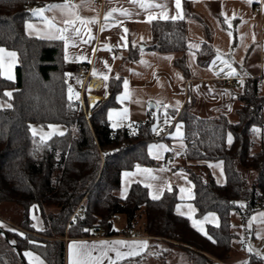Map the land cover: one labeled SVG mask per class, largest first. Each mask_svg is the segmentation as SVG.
I'll return each instance as SVG.
<instances>
[{"label": "trees", "instance_id": "obj_1", "mask_svg": "<svg viewBox=\"0 0 264 264\" xmlns=\"http://www.w3.org/2000/svg\"><path fill=\"white\" fill-rule=\"evenodd\" d=\"M56 1L0 0V46L16 53L14 78L7 79L0 72V95L10 91L13 105L0 108V211L3 205H11L17 210H11L12 214L18 213L8 219L0 212V222L15 228H2L8 240L0 235V264H32L26 252L38 256L43 264H64V237L117 236L151 238L148 256L164 258L177 248L187 264H222L231 257L239 237L232 214L246 223L253 211L264 209L261 77L243 80L236 94L240 104L235 122L225 114L197 115L192 103L177 114L183 139L190 144L182 156L167 151L164 160H172L171 169L184 171L193 183L191 202L196 217L210 212L217 215L218 224H208L206 236L175 211V187L156 200L139 182L131 183L124 196L119 194L124 171L137 164L160 165L147 152L154 140L153 118L132 122L131 127L110 125L107 111L117 104L121 77L119 81L115 76L109 78L108 96L90 109L85 95L82 101L69 99L73 74L66 70L62 41L32 37L24 30L25 22L32 18L31 5ZM189 19L205 26L184 0L183 19L153 20L151 42L144 47L162 54L182 53L173 63L184 77L189 76L184 57ZM140 52L139 46L130 45L125 60H137ZM214 53L210 43L201 44L196 50L197 62L208 65ZM76 90L79 93V86ZM31 123H61L67 130L40 141L31 134ZM196 161H221L225 182L217 183L206 164H193ZM142 258L129 257L115 264H139ZM261 262L250 254L243 264Z\"/></svg>", "mask_w": 264, "mask_h": 264}, {"label": "crops", "instance_id": "obj_2", "mask_svg": "<svg viewBox=\"0 0 264 264\" xmlns=\"http://www.w3.org/2000/svg\"><path fill=\"white\" fill-rule=\"evenodd\" d=\"M190 4L191 10L196 13L202 20L200 22L189 19L186 23V34L189 40V45H199L203 43H210L214 55L208 65L202 66L197 62L196 50L198 48L188 46V49L184 53L186 64L189 68V76L184 77L182 72L173 63V60L182 55V53H167L162 54L154 51L144 50V47L151 42V22L147 20L148 15L160 14L175 16L178 14L175 7V0H152L153 5H161V7H152L148 9L141 8L139 4H133L131 0H85V4L81 5V0H70L73 5H81L77 11L84 17H95L96 23L90 25L92 28V40L91 43L84 44L80 40L74 41V45L69 46L68 60H65V47L64 42V61L67 72L73 74L74 66L78 63L84 64L87 67L88 73L91 77L101 80V86L97 89H88V108L94 106L91 99H95L97 102L108 96V87L106 89L107 95H105V88L103 87L105 81L99 73H105L109 76L121 77V90L116 95V106L111 107L107 111V119L112 126L113 123L120 124L119 127L130 125L132 122H139L151 116L153 119L151 125V133L154 140L147 146V152L150 157L159 161L165 158L167 151H173L183 153L185 148V140L183 139V128H181L182 136L177 137L172 134L177 121V114L181 108L188 103H192V109L197 115L200 116H214L218 114H225L230 121L235 122L237 120L236 109L239 107L240 102L236 98V94L240 92L242 88L241 80L253 77H261V88L264 90V0H252L248 3V0H186ZM64 0L56 2H48L44 4L31 5V9L45 8L46 5L61 4ZM96 2V3H94ZM183 2L182 11L179 14L183 15ZM125 8L131 13L129 16H123L119 12L113 13L112 17L107 21L112 27H104L103 31H100L101 27L105 25V13L111 8ZM259 8V14H254L253 10ZM223 13V14H222ZM32 16L27 20L28 24L33 27L26 29V22L24 30L27 35L42 39H50L47 31V26L40 16ZM44 16L52 18L55 17V22L58 26L63 27V19L67 18L63 16L59 10H46ZM225 16L233 17L231 19V26L225 23ZM163 20V19H154ZM172 20V19H167ZM119 21V23H117ZM128 31L125 33L124 29ZM231 32V36H229ZM58 35V33H57ZM83 40H88L89 36L86 33H81ZM253 36L255 39H253ZM123 37V39H122ZM107 44L111 50L104 47ZM125 45V46H122ZM139 46L143 51L140 52L137 60L129 62L125 60V55L129 46ZM93 49H96L93 52ZM217 49L224 60H227L231 67L236 70V75H227L230 69L217 60L215 65H212L213 59L217 55ZM87 56V60H83L80 57ZM166 57H171L167 59ZM141 60L145 63H141ZM105 61L107 65L105 66ZM210 65H212L210 67ZM93 68L96 69L97 75L93 76ZM182 77V78H181ZM127 79L129 82L130 98L127 100H117V96L123 91V80ZM231 79L230 85L225 84V80ZM74 79L73 83L76 87L80 86L81 81ZM108 83V82H107ZM78 93V91H77ZM157 101L169 105L167 107L168 115L162 114L163 109H160V104L157 106ZM176 101H180L177 106ZM96 102V103H97ZM178 107V111L176 110ZM115 110L112 113V119H109V110ZM124 109L128 110L126 118L118 116ZM154 115L159 119H167L170 122L164 123L163 128L159 134L153 131V125H156L154 121ZM264 117V107H263ZM162 122V120H160ZM163 123V122H162ZM118 128V127H117ZM262 134V141L264 145V124L259 129ZM164 145L165 149L153 147L151 154L149 152V146ZM159 156V158H157ZM172 160L168 163L164 162L158 166H141V168L152 169V176L157 179H151L146 173L137 172L136 167L131 170L124 171L129 172L130 176L121 175V184L119 194L121 195L122 189L127 192L131 183L139 182L143 185L151 184L152 188H148V194L151 192L161 196L165 190H168L169 186L175 187L177 191L178 202L175 205V211L183 216H186L190 223L193 225V220L198 221V227H194L199 232L200 227H203L206 231V226L217 225L218 217L215 214V219L209 218L205 221L206 213L202 217H196L195 206L191 202L193 198V183L188 178L187 174L182 170H172ZM205 163L208 167L211 175L215 181L219 184L225 182V174L221 161L215 162H201L196 161L193 164ZM161 169H164L161 171ZM181 188L185 189L181 192ZM161 189H163L161 194ZM122 196V195H121ZM150 196V195H149ZM151 197V196H150ZM152 198V197H151ZM179 205V209L177 208ZM191 206V207H189ZM260 213H264V209L255 212L252 218L255 216L256 220L252 221V228L256 229V233L252 232L254 237H264V218L259 216ZM237 216L232 214V219H236ZM203 233V232H201ZM259 233V235H257ZM204 234V233H203ZM117 240H144L147 241V248L144 249L137 256H143L139 264H162L163 261H159L157 257L148 256L149 245L151 244V238L146 236H130V237H92V238H67L64 248V264H69V244L72 241L87 242L89 245L95 243V247L92 248V255L99 256L102 246L99 241H117ZM162 244V243H160ZM237 246V244H234ZM30 253V252H28ZM32 257L26 256L27 260L35 264V258L38 257L31 253ZM255 255V254H254ZM256 256V255H255ZM109 257L115 262V252L109 251L107 256H103L100 259L99 264H109ZM39 258V257H38ZM260 258V257H259ZM262 259V258H261ZM40 261H42L39 258ZM249 260V256H231L223 260L222 264H243ZM43 262V261H42ZM165 262V261H164ZM163 262V263H164ZM263 262V260H262ZM261 262V263H262ZM260 263V264H261ZM187 264V263H186Z\"/></svg>", "mask_w": 264, "mask_h": 264}, {"label": "snow or ice", "instance_id": "obj_3", "mask_svg": "<svg viewBox=\"0 0 264 264\" xmlns=\"http://www.w3.org/2000/svg\"><path fill=\"white\" fill-rule=\"evenodd\" d=\"M131 2L133 4H139V6L141 8L144 9H148V8H152V7H161V5H153L152 0H131ZM252 0H248V3H251ZM85 4V0H81V5ZM81 5H73L70 3V0H64L63 3L61 4H51V5H46L45 8H39V9H31L30 11L32 12V14L34 16H40L43 21L45 22L46 26H47V31L49 34V38L50 39H57V40H62L64 42V47H65V60H68L69 56H68V49L69 46H75L74 45V41L76 40H80L82 43L87 44V43H91L92 40V28L90 27V25L96 23V19L95 17H84L82 15L79 14V12L77 11V9L81 6ZM175 7L177 9L178 14L175 16H168V15H164V14H160L159 17H157L156 15H148L147 16V20L149 22H151L154 19H163V20H167V19H172V20H178V19H183V15L179 14L182 11V0H175ZM46 10H59V12L67 17L65 19H63L62 23H63V27L58 26V24L55 22V17L49 18L44 16V12ZM119 12L121 15L123 16H129L131 15V13L128 11V9L125 8H111L107 13H105V25L101 27L100 31L104 30V27H112L111 24H108L107 21L112 17L113 13ZM223 14V13H222ZM233 17H227L225 16V23H228L229 26H231V19H233ZM117 23H119V21H117ZM33 26L31 24H28L26 22V29H30ZM125 33L128 31L126 28L124 29ZM86 33L89 36L88 40H83L81 33ZM58 33V35H57ZM229 36H231V32H229ZM123 39V37H122ZM253 39H255V37L253 36ZM125 46V45H122ZM105 48L111 50L110 46L105 44L104 45ZM190 48L192 47H196L199 48V45H189ZM96 49H93V52H95ZM141 51H143V49L141 48ZM7 53L8 57H15L16 53L15 52H9L7 51L5 48L0 47V59H2V54ZM83 60H87L88 57L87 56H82L80 57ZM167 59H171V57H166ZM217 60H221L222 63H224L225 65H227V67L230 69V71H228L227 75L229 76H233L236 75V70L234 68L231 67V64L227 61L224 60L219 52V49H217V55L216 57L213 59L212 61V65H215ZM141 63H145V61L141 60ZM210 65V67L212 66ZM105 66L109 67L107 65V61H105ZM110 67H109V71H110ZM71 75V74H68ZM92 75L95 76L97 75V71L95 68H93V72ZM99 75H101L103 77V80L105 81L103 87L105 88V95H107V87H108V80H109V76L105 73H99ZM9 79H12L11 76L8 77ZM182 78V77H181ZM120 77L117 74L116 76V80L119 81ZM78 83L80 81H77ZM241 84H243V80L240 81ZM129 82L127 79L123 80V88L124 91L117 96V100H127L130 98V91H129ZM69 99L71 100L73 98V95H75V97L77 99H79V93H74L73 89L71 86H69ZM6 96L11 97L12 93L11 92H5ZM97 101L93 100L92 104L94 105ZM160 101H157V106H159ZM180 104V101H176V105L178 106ZM13 105L10 103H4V102H0V107H7V108H11ZM167 107H169V105H165V109H167ZM177 111L179 110L178 107L176 109ZM115 110L110 109L109 110V119H112V113ZM128 114V110L124 109L121 113H118V116L122 117V118H126ZM165 116H167V112H165ZM170 121L165 119V123H169ZM120 124L118 123H113L112 127L113 128H117L119 127ZM50 127L55 128V126L50 125ZM131 127V125H130ZM181 127L182 125L180 123L176 124V132L172 133L171 135L180 137L182 136L181 133ZM31 129V126H30ZM157 130V125H153V131ZM254 131H258L257 129H254ZM33 134H35V130L33 129ZM61 135H63V133H60ZM228 143L231 144L232 143V134L229 133L228 134ZM153 147H158L161 149H165L166 150V146L164 145H158V146H153L150 145L149 146V152L151 154V150ZM180 153L177 152L176 155H179ZM157 158H159V156H157ZM136 170L137 172H142V173H146L148 175L149 178L151 179H157V177L152 176V169H148V168H141V166L139 164H137L136 166ZM164 169H161V171H163ZM124 176H130L131 174L129 172H124L123 173ZM146 187L148 188H152L151 184L146 185ZM169 191H171V187L169 186L168 188ZM161 194L163 189L160 190ZM185 189L181 188V192H184ZM121 195L124 196L125 195V189H122L121 191ZM149 195L152 197V199L156 200L159 199L160 196L151 192L149 193ZM179 205H177V208L179 209ZM191 207V206H189ZM259 216L261 218H264V213H260ZM213 218L215 219V213H208L205 216V221H207L209 218ZM35 219V217H34ZM76 217H73V220H75ZM253 220H256V217L254 216L252 218ZM199 222L193 220V226L194 227H198ZM35 226V225H34ZM251 226V221L249 224V227ZM199 230L201 232H203L206 236L208 235V233L204 230L203 227H200ZM13 231H15L13 229ZM87 231V230H85ZM21 235H23V233H21ZM257 235H259V233H257ZM208 239H212L211 236H208ZM101 246H102V250H100V254L99 256H93L92 255V248L95 247V243L93 245H89L87 242H77V241H72L69 244V264H99L101 257L103 256H107L109 251H113L115 252V257L116 260H125L126 258L129 257H135L137 255H139L141 252L144 251L145 248H147V241L144 240H131V241H125V240H117V241H99L98 242ZM251 247L249 246V251H251ZM26 256L32 257L31 253L26 252L25 253ZM35 264H43L42 261L39 260L38 257L35 258ZM109 264H115V261L109 257Z\"/></svg>", "mask_w": 264, "mask_h": 264}, {"label": "rangeland", "instance_id": "obj_4", "mask_svg": "<svg viewBox=\"0 0 264 264\" xmlns=\"http://www.w3.org/2000/svg\"><path fill=\"white\" fill-rule=\"evenodd\" d=\"M2 47V46H0ZM5 48V47H3ZM6 49V48H5ZM9 52H14L12 50L6 49ZM16 64V56L13 57H8L7 53L2 54V59H0V72L1 75L7 79H9L8 77L11 76L12 79L14 78V67ZM74 91V93H77L76 88L74 86V83H70V85ZM6 92V91H5ZM10 92V91H7ZM262 92L264 93V90H262ZM69 93V91H68ZM10 97L6 96L5 93L0 95V102H4V103H10ZM73 99H77L75 97V95H73ZM0 108H6V107H0ZM160 120H162V122H160ZM154 121L156 122L157 125V133H160V130L163 128V125L165 123V119H159L158 117H156V115H154ZM177 123H180L182 125V123L180 121H178ZM176 123V124H177ZM166 124V123H165ZM168 124V123H167ZM50 125L55 126V128L50 127ZM31 129L30 132L31 134L38 140L40 141H46L49 140L51 137L55 136V135H60V133H64L67 130V127L64 124L61 123H50V124H46V125H42V124H37V123H31L30 124ZM183 128V125L182 127ZM33 129L35 130V134H33ZM176 132V125L174 128V131H172V133ZM171 135V134H169ZM169 159L167 160H159L158 162L160 163V165H162V163L166 162L168 163ZM253 177V173H251ZM241 205L244 204V201L240 202ZM11 210L13 211H17L14 209L13 206L11 205H3L1 212V215L6 217V218H14L16 217V215L18 216V213L16 214L14 212V214H12L13 212H11ZM261 210V209H260ZM259 210H255L250 214V218L249 220L244 223L241 220V216L237 215V218L234 219V224L236 226V230L239 232V237L236 240L237 242V246L234 247L231 256H235V255H239V256H249L250 254H255L257 257L262 258L263 262L261 264H264V237H254L252 236V232L254 231V233H256V229L252 228V226L249 227L250 221L252 220V216L255 212H257ZM252 224V221H251ZM139 226H141V222H139ZM12 227V228H11ZM0 228H5V229H15L14 226H10V224H5L3 222H0ZM4 231V229H2ZM5 232V231H4ZM161 247L164 246V244H160ZM249 246L251 247V251H249ZM156 248V247H155ZM154 249V248H153ZM153 257H157L159 261H165L164 263L162 262V264H186L188 262L185 261V255H183V252L180 249L177 248H173L172 251H169V253L167 255H165L164 258L162 257H158V256H153Z\"/></svg>", "mask_w": 264, "mask_h": 264}, {"label": "built area", "instance_id": "obj_5", "mask_svg": "<svg viewBox=\"0 0 264 264\" xmlns=\"http://www.w3.org/2000/svg\"><path fill=\"white\" fill-rule=\"evenodd\" d=\"M96 3V2H94ZM259 8H255L253 10L254 14H259ZM73 77L74 79H78L81 81L79 86V98L82 101L83 95L86 96V99H88V89H97L101 86V80H98L94 77H91L88 73L87 67L84 64L78 63L74 66L73 69ZM232 82L231 79L225 80L226 85H230ZM160 109H163L162 114L165 115V112H167V115L169 114L167 109H165V104H160ZM89 114V112L87 113ZM190 141L185 142V145H189ZM183 153H180L179 156H182ZM117 219V218H116ZM67 237H64L63 240L65 241Z\"/></svg>", "mask_w": 264, "mask_h": 264}, {"label": "water", "instance_id": "obj_6", "mask_svg": "<svg viewBox=\"0 0 264 264\" xmlns=\"http://www.w3.org/2000/svg\"><path fill=\"white\" fill-rule=\"evenodd\" d=\"M0 235H2L4 238H8V236H7V233L6 232H4L1 228H0ZM8 240V239H7ZM9 243H11L10 241H8Z\"/></svg>", "mask_w": 264, "mask_h": 264}, {"label": "bare ground", "instance_id": "obj_7", "mask_svg": "<svg viewBox=\"0 0 264 264\" xmlns=\"http://www.w3.org/2000/svg\"><path fill=\"white\" fill-rule=\"evenodd\" d=\"M93 100H95V99H91V101H93ZM96 101V100H95Z\"/></svg>", "mask_w": 264, "mask_h": 264}]
</instances>
